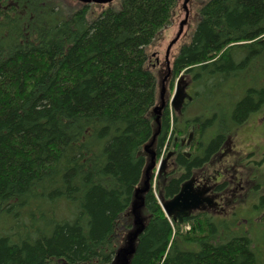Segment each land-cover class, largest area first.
<instances>
[{
  "label": "trees",
  "instance_id": "obj_1",
  "mask_svg": "<svg viewBox=\"0 0 264 264\" xmlns=\"http://www.w3.org/2000/svg\"><path fill=\"white\" fill-rule=\"evenodd\" d=\"M178 2L0 0V211L10 217L0 218V264H115L127 236L125 264H264L251 231L264 229V195L256 215L234 209L222 231L203 216L185 229L151 186L137 190L158 133L147 47ZM196 4L172 65L207 85L228 134L264 115V0Z\"/></svg>",
  "mask_w": 264,
  "mask_h": 264
},
{
  "label": "flooded vegetation",
  "instance_id": "obj_2",
  "mask_svg": "<svg viewBox=\"0 0 264 264\" xmlns=\"http://www.w3.org/2000/svg\"><path fill=\"white\" fill-rule=\"evenodd\" d=\"M149 60L153 69L158 67V92L162 88V94L157 95L155 102L162 105L159 115H154L158 133L153 136L151 147L145 148L149 164L156 163L157 195L162 202L167 201L186 184L189 192L198 200L179 223L203 216L206 222L218 224L224 231L228 219L232 220L230 214L234 213L235 208L242 207L248 194L253 198L257 193L255 199L264 195V147L261 148L259 141H256L250 146L242 143L245 146L243 152L236 147V143L232 144L235 148H229L227 139L233 131L230 135L216 127L218 122L213 120L212 112L207 111V85L204 88L197 86L186 69L176 74L173 61L169 63L166 57L162 63L156 56H151ZM177 85L187 96L173 101V88ZM199 88L203 90L198 92ZM199 105H204L205 113L199 111ZM209 109H212L211 106ZM165 115L169 120L168 129L161 131ZM263 118L258 125L264 132ZM247 141L250 139L243 142ZM243 185H247L249 192L243 189ZM245 191L248 194H244ZM261 213L264 214V211ZM172 217L173 221L178 222L174 213Z\"/></svg>",
  "mask_w": 264,
  "mask_h": 264
},
{
  "label": "rangeland",
  "instance_id": "obj_3",
  "mask_svg": "<svg viewBox=\"0 0 264 264\" xmlns=\"http://www.w3.org/2000/svg\"><path fill=\"white\" fill-rule=\"evenodd\" d=\"M182 2H183V0H179L178 5L175 9V12L173 13V15L171 17V21L168 24H166L160 30L158 36L154 39L153 43L147 47L148 54L150 56L152 55L153 58L156 56L159 60V63L163 62V59H164L166 51H167V47L169 46L172 39L176 36V34L178 32V28H179V23L184 17V9L182 8ZM196 2H198V0H188L187 7L189 10V13H188L187 23L184 25L183 31H182L179 39L169 49L167 57H168V60L170 62L173 61V59L177 55L180 47L183 44H186L190 41V38L192 36V32L194 31L196 21L198 19L197 14H198L199 8L197 9L198 5L196 4ZM108 5H110V4H108ZM111 5H115V2L111 3ZM105 6H107V5L102 4V5L97 6L96 9H101ZM157 70H158V67L156 69H154L155 72ZM161 72H162V70H161ZM201 89L202 88H199V90H201ZM239 92H240V90H239ZM230 106L232 108L231 101L230 102L226 101L225 107L219 106L217 108L218 117L220 118L222 113L226 114V112L230 110ZM209 108H210V105L207 104V111L212 112ZM225 108H226V111H225ZM204 109H205L204 105H199V111L200 112L205 113V112H203ZM255 113L256 112H253V113H251V115H254ZM260 120H261V116L257 112V114L252 116L247 123H245L241 126H238V128L233 131L232 135L230 134L231 137H228L227 146H229V148H235L234 145H232V144L236 143L237 144L236 147L240 149V152H243L244 148H245V146L243 144H245V145L248 144L250 146L252 143L259 141L261 148H263L264 147V132L262 131L261 127L258 125V123H260ZM209 127H212V126H209ZM246 139H250V141L243 142ZM248 171H252V170L249 169ZM243 189H245L249 192L247 185H243ZM248 192L245 191L244 194H246V193L248 194ZM251 196H252V194H251ZM256 196H257V193H254V195L252 196L253 198H251L248 194L246 197L249 200L247 199L246 202L242 203L241 208H239V209L235 208L234 211H236L237 214L239 213L241 216L256 215L258 212V209L256 211L255 210L256 208H254V206L258 205V202L256 203L257 199H255ZM253 203H255V205L251 206ZM260 215H262V213ZM5 216L9 217V215L7 213L0 211V218L5 217ZM9 220H10V217H9ZM240 220L243 224L246 223L244 217H240ZM251 231L253 232V236L258 243L257 246L259 248H261L262 244H264V229H262L260 227V225L258 227L256 225L253 228H251ZM194 248H197V247L195 246Z\"/></svg>",
  "mask_w": 264,
  "mask_h": 264
},
{
  "label": "water",
  "instance_id": "obj_4",
  "mask_svg": "<svg viewBox=\"0 0 264 264\" xmlns=\"http://www.w3.org/2000/svg\"><path fill=\"white\" fill-rule=\"evenodd\" d=\"M78 1L83 2V3L104 4V3H109L113 0H78ZM187 1L188 0H183L182 7L185 11L184 18L179 23V28H178V32H177L176 36L172 39L169 46L167 47L166 55H167L168 50L171 47V45L179 38V36L183 30V26L187 21V16H188V9H187V5H186ZM161 94H162V88L160 90V95ZM184 95L187 96L186 94L183 93L182 87L177 85V87L175 88V90L173 92L172 100L173 101H175V100L180 101L183 99V97H185ZM161 107H162L161 104L155 105L152 109L153 113L158 116L159 115L158 111ZM146 189H147V185L145 184L140 189H137V190H138V192H142ZM197 200H198V197H196L195 195H192L189 192V190L187 189L186 184H184L181 187L180 192L177 195H175L174 197H172L171 199H169L167 201L162 202L161 206H162V209L167 216L173 215V213H174V216L178 219V221H181L182 217L188 215L189 210L195 207L194 204L196 203ZM138 206L139 205H137L136 202L133 203L132 209H133L134 213H136V208ZM176 210H178V211L175 212ZM128 238H129L128 246L126 248L123 247V248L119 249V251L117 252V255H116L118 260L115 262V264H125V262L127 260L126 256L130 254V252L133 248L132 239H131V237H128ZM120 261L122 263H120Z\"/></svg>",
  "mask_w": 264,
  "mask_h": 264
}]
</instances>
